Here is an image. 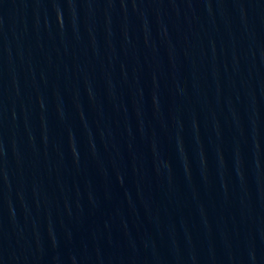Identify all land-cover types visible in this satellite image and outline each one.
Here are the masks:
<instances>
[{"label":"water","instance_id":"water-1","mask_svg":"<svg viewBox=\"0 0 264 264\" xmlns=\"http://www.w3.org/2000/svg\"><path fill=\"white\" fill-rule=\"evenodd\" d=\"M0 264H264V0H0Z\"/></svg>","mask_w":264,"mask_h":264}]
</instances>
